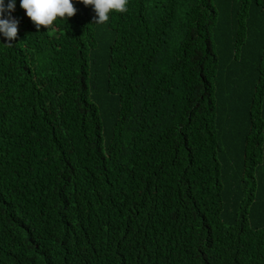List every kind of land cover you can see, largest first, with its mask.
<instances>
[{"label": "trees", "instance_id": "obj_1", "mask_svg": "<svg viewBox=\"0 0 264 264\" xmlns=\"http://www.w3.org/2000/svg\"><path fill=\"white\" fill-rule=\"evenodd\" d=\"M72 3L0 34V264H264V0Z\"/></svg>", "mask_w": 264, "mask_h": 264}, {"label": "clouds", "instance_id": "obj_2", "mask_svg": "<svg viewBox=\"0 0 264 264\" xmlns=\"http://www.w3.org/2000/svg\"><path fill=\"white\" fill-rule=\"evenodd\" d=\"M20 8L24 10L27 18L35 25L39 32L41 27L51 28L59 18L64 20L75 15L76 8L72 0H19ZM85 6H92L95 12V22L104 24L109 21L111 12L124 13L127 11L128 0H79ZM15 10V0H0V34L7 40H14L18 35L19 21L12 18L10 13ZM8 18H3L5 12Z\"/></svg>", "mask_w": 264, "mask_h": 264}]
</instances>
